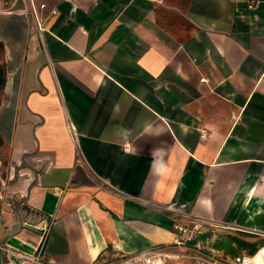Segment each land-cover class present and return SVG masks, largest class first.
Listing matches in <instances>:
<instances>
[{
    "label": "crops",
    "instance_id": "obj_1",
    "mask_svg": "<svg viewBox=\"0 0 264 264\" xmlns=\"http://www.w3.org/2000/svg\"><path fill=\"white\" fill-rule=\"evenodd\" d=\"M0 44V242L20 212L55 264L169 244L182 215L264 243V0H0Z\"/></svg>",
    "mask_w": 264,
    "mask_h": 264
},
{
    "label": "built area",
    "instance_id": "obj_2",
    "mask_svg": "<svg viewBox=\"0 0 264 264\" xmlns=\"http://www.w3.org/2000/svg\"><path fill=\"white\" fill-rule=\"evenodd\" d=\"M200 137L204 138L205 134L200 133ZM181 218L188 221L174 222L172 226L174 237L171 243L155 245L139 253L123 254L107 262L93 264H264V245L251 251L241 249L234 254L215 245L222 227H214L206 219L188 218V215H182ZM23 226L37 229V226L28 222ZM49 226L47 224L37 229L40 239L30 252H23L7 245L2 246L3 264H55L45 254Z\"/></svg>",
    "mask_w": 264,
    "mask_h": 264
},
{
    "label": "rangeland",
    "instance_id": "obj_3",
    "mask_svg": "<svg viewBox=\"0 0 264 264\" xmlns=\"http://www.w3.org/2000/svg\"><path fill=\"white\" fill-rule=\"evenodd\" d=\"M2 91H0V99L2 98ZM0 162H1V168H0V192H1V196H0V214L1 212H7L10 209V205H13L15 207V205L17 204L16 201L11 200L12 198H9V191H7L5 188L6 186L9 185V178L10 175H8V170H9V165L7 163V161H5L4 159H2L0 157ZM18 174V173H17ZM16 174V175H17ZM17 179L16 177H14V180L11 182H15ZM13 201V202H11ZM12 207V206H11ZM15 209V208H14ZM234 242H236V244L238 245L239 249H246L248 251H251L253 247L252 244H257L256 246H261L264 243H258L259 240H261V238L254 240L255 243H253V240L251 241H247L245 243L246 240L242 239V241L239 238H234L232 239ZM11 243H13L12 241H10ZM14 244V243H13Z\"/></svg>",
    "mask_w": 264,
    "mask_h": 264
},
{
    "label": "water",
    "instance_id": "obj_4",
    "mask_svg": "<svg viewBox=\"0 0 264 264\" xmlns=\"http://www.w3.org/2000/svg\"><path fill=\"white\" fill-rule=\"evenodd\" d=\"M24 204L20 205L21 207L19 210L23 207ZM23 228V222L21 218L20 212L17 215L16 222L11 225V227L7 230L6 235L3 237L2 241L0 242V264H3V255L1 251V247L4 246L9 240H11L12 237L17 235Z\"/></svg>",
    "mask_w": 264,
    "mask_h": 264
},
{
    "label": "trees",
    "instance_id": "obj_5",
    "mask_svg": "<svg viewBox=\"0 0 264 264\" xmlns=\"http://www.w3.org/2000/svg\"><path fill=\"white\" fill-rule=\"evenodd\" d=\"M1 47V44H0ZM5 83V79H4V72L2 71V69H0V89L4 86ZM3 143L0 140V149L2 147Z\"/></svg>",
    "mask_w": 264,
    "mask_h": 264
},
{
    "label": "bare ground",
    "instance_id": "obj_6",
    "mask_svg": "<svg viewBox=\"0 0 264 264\" xmlns=\"http://www.w3.org/2000/svg\"><path fill=\"white\" fill-rule=\"evenodd\" d=\"M246 202H247V201H246ZM246 202H245V203H246ZM247 205H248V203H247Z\"/></svg>",
    "mask_w": 264,
    "mask_h": 264
}]
</instances>
